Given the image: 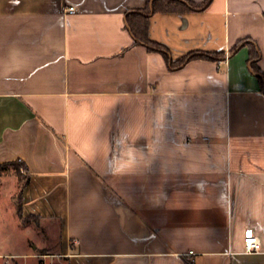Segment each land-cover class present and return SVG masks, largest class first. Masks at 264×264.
<instances>
[{
    "label": "crops",
    "instance_id": "0c3cea01",
    "mask_svg": "<svg viewBox=\"0 0 264 264\" xmlns=\"http://www.w3.org/2000/svg\"><path fill=\"white\" fill-rule=\"evenodd\" d=\"M152 1L0 0V191L25 169L0 264H264V89L231 52L264 77V0H157L168 60L128 25Z\"/></svg>",
    "mask_w": 264,
    "mask_h": 264
},
{
    "label": "rangeland",
    "instance_id": "374dc122",
    "mask_svg": "<svg viewBox=\"0 0 264 264\" xmlns=\"http://www.w3.org/2000/svg\"><path fill=\"white\" fill-rule=\"evenodd\" d=\"M8 174L3 180L6 185L18 183V188L15 191L14 186H4L0 191V250L1 251H18L24 247V234L19 233L14 229L24 228L25 224L21 221L16 213L15 205L18 202V190H19V180L24 181L23 176L18 177L15 174V170L10 167L7 169L6 173ZM15 191L14 194V204L9 199L10 193ZM13 220V223H12ZM13 224V225H12ZM29 237L34 240L43 241L44 245H53L55 241V234L51 233L46 238L44 234L38 232H29ZM45 253V252H43ZM48 262H52V259H47Z\"/></svg>",
    "mask_w": 264,
    "mask_h": 264
},
{
    "label": "trees",
    "instance_id": "16d2710c",
    "mask_svg": "<svg viewBox=\"0 0 264 264\" xmlns=\"http://www.w3.org/2000/svg\"><path fill=\"white\" fill-rule=\"evenodd\" d=\"M156 1L157 0L152 1V3L147 5L146 8H144L143 10L137 11L136 13L139 14L140 16L138 18H133V17L130 18V22H128V25L130 28V32L133 35L136 43H140V44L144 45L148 51L152 50V51L162 52L164 54V57L166 58V60H168L169 58H168L167 53L165 52V49L161 45L150 41L147 37L148 15L150 14V12H155L158 10L159 11H165V10H169L172 8L171 6H169V3L165 4V5H161V6H156ZM191 6L194 9L201 8L199 6H193V5H191ZM245 44L250 45V68L258 76L260 83L264 89V77H263L260 69L256 65L257 60H259V52L256 49V47L253 44H251L249 41L245 40V41H240L238 44H236L232 48L231 52L236 51L242 45H245ZM221 56H222L221 54H217V53H214V54L190 53V54H187L186 56L182 57L177 62L172 63L171 67L172 68L173 67H175V68L180 67L186 61L196 59V58H215V59H217V58H220ZM12 165L14 167L15 172L18 175H20L21 169H23L25 171L24 166L20 162L12 163ZM1 167L3 168L5 166H0V171H1ZM27 181H28V178H26L25 182H27ZM17 211H18V214L20 215L19 208Z\"/></svg>",
    "mask_w": 264,
    "mask_h": 264
},
{
    "label": "built area",
    "instance_id": "2783aa9c",
    "mask_svg": "<svg viewBox=\"0 0 264 264\" xmlns=\"http://www.w3.org/2000/svg\"><path fill=\"white\" fill-rule=\"evenodd\" d=\"M67 12L70 14H73L75 12L74 7H69L67 9ZM244 242V252L248 254L256 253L260 249L259 245V239L257 236H247L243 240ZM38 259L37 264H52L47 261V258L49 257L46 254L37 255ZM4 264H18L13 257H6L4 259Z\"/></svg>",
    "mask_w": 264,
    "mask_h": 264
}]
</instances>
